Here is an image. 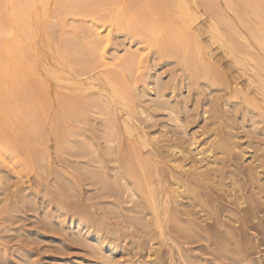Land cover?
Instances as JSON below:
<instances>
[{
	"label": "rangeland",
	"instance_id": "1",
	"mask_svg": "<svg viewBox=\"0 0 264 264\" xmlns=\"http://www.w3.org/2000/svg\"><path fill=\"white\" fill-rule=\"evenodd\" d=\"M11 5L0 0L3 25ZM210 14L198 7L200 37L215 60L208 73L196 68L193 77L175 55L158 57L155 40L147 48L128 34L112 32L110 60L115 51L119 56L130 50L144 53L137 84L145 93L130 103L132 113L120 105L105 106V99L92 95L95 88L77 91L46 77L41 69L36 73L37 92L47 111L41 121L45 138L34 135V152L27 154V147L22 151V157L30 159L24 158L26 170L0 163V264H264V118L259 106L241 94L249 84L241 66L210 41ZM173 45L164 46L173 51ZM238 45L242 56L243 46ZM79 76L85 80V74ZM233 81L238 83L234 88ZM61 95L86 103H81L82 112L79 109L82 120L67 118L59 106ZM92 96L93 102L87 101ZM128 115L137 128L134 135L120 130L117 140L108 141V119L112 116L121 124ZM57 128L67 143L59 141ZM139 133L149 143L143 157L148 156L150 167L157 164L162 186L175 187L176 178L184 180L202 205L183 198L170 206L167 216H160V226L155 224L147 204L132 196L122 179L132 163L130 150H146ZM193 140L201 154L191 147ZM119 145L124 150H118ZM209 154L215 162L205 167L203 158ZM179 163L201 166L205 176L183 179L174 167ZM168 171H176V178ZM78 222L83 228L77 229ZM93 235L111 243L115 252L104 253Z\"/></svg>",
	"mask_w": 264,
	"mask_h": 264
},
{
	"label": "bare ground",
	"instance_id": "2",
	"mask_svg": "<svg viewBox=\"0 0 264 264\" xmlns=\"http://www.w3.org/2000/svg\"><path fill=\"white\" fill-rule=\"evenodd\" d=\"M5 2L12 5L5 18L6 26L5 23L3 25L0 22L2 48L0 50V163L2 164L13 165L15 169L22 166L21 169L26 170L30 159L27 158L28 155L27 157L23 155L28 160L26 161L22 157V151L27 147L25 150L29 154V150H34L30 149L36 141L34 135L40 139L45 135L41 121L47 111L43 103V95L38 94L39 87L36 84L39 77L36 73L40 69L46 77L52 78L58 84L66 82L74 90L81 91L85 88L86 91L87 88H95L96 91L92 95L105 99L103 101L105 106L115 108L120 105L129 113L135 111L130 103L139 94L145 93V90H139L140 86L137 84L141 83V71L144 68V53L140 52L143 49H138L139 52L130 50L124 56L114 55L115 51L111 62L107 48L112 41L113 31L128 34L129 37L137 40L135 41L138 45L143 43L147 48L150 46L147 45L149 41L155 40L158 57L175 55L191 77L198 75L195 72L196 68H200L204 74L208 73L215 58H212L214 55L209 45L200 37L202 29L197 15L199 6H203L212 15L208 23L210 41L221 49L227 58H231L234 64L240 65V71L247 76L249 84L245 89H240L244 100L257 104L261 111L260 115L264 118V0H5ZM50 16H53L52 21L49 19ZM56 26L58 30L55 32L52 28ZM8 34L11 37L8 38ZM166 43L174 44V50L167 49L164 46ZM239 43L243 46L242 56H239L242 52L238 48ZM81 74H85V80H82L81 76L80 79L77 78ZM237 84L234 82L232 88ZM94 96L86 100L93 102ZM81 103L69 101L62 95L59 99V106L66 110L70 121L82 120L80 113L84 107ZM83 104L86 106V103ZM139 108L141 112L145 111L143 107ZM91 109L87 108V110ZM130 116H125L121 124L112 116L108 119L111 123L109 128L111 131H103L108 141L117 140L120 130L127 135H134L137 128L131 123ZM172 116L176 117L175 114ZM61 130L57 133H62ZM139 134L140 144L146 149L149 143H146L143 133ZM62 135H58L59 141L65 144L68 142L63 138L66 134ZM211 143L214 145L213 142ZM68 146L71 148L70 145ZM89 146L87 149L91 150L92 146L91 148ZM191 147L198 154L202 153L194 140ZM217 147L223 148L220 144ZM63 148L64 145L61 149ZM70 148L68 149L71 150ZM120 149L123 148L120 146L118 150ZM146 152L147 149L143 151L137 147L130 150L132 163L122 174V179L125 180L124 186L131 195L139 197L147 204L148 212L153 214L157 226H160V223L158 224L160 216L162 214L167 216L170 206L177 205L183 198L190 199L196 205H202L197 199L192 184H188L191 188L184 180L174 178L176 171L174 173L168 171V174L171 173L176 180L175 185H178L162 186L164 182L161 180L159 168L155 162L151 167L148 165L146 160L148 156L143 157ZM206 152L210 153L211 149ZM179 153L185 152L179 151ZM187 158L185 157L183 161L185 162ZM203 160L205 167L215 162L210 154ZM188 165L187 163L174 165L180 170L179 176L183 179L205 176V169L201 170V166L190 165L191 167L187 168ZM180 187H183V190H178ZM76 226L77 229L83 228L79 222ZM92 239L104 253L111 255L115 252V247L99 239L98 235H93Z\"/></svg>",
	"mask_w": 264,
	"mask_h": 264
}]
</instances>
